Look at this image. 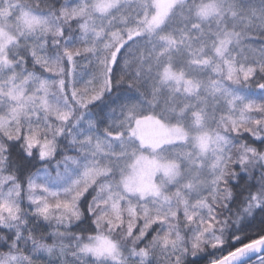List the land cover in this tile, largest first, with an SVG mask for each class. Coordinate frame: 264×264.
<instances>
[{
    "label": "snow or ice",
    "instance_id": "6c2138e0",
    "mask_svg": "<svg viewBox=\"0 0 264 264\" xmlns=\"http://www.w3.org/2000/svg\"><path fill=\"white\" fill-rule=\"evenodd\" d=\"M0 264H264V0H0Z\"/></svg>",
    "mask_w": 264,
    "mask_h": 264
}]
</instances>
